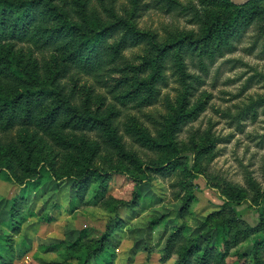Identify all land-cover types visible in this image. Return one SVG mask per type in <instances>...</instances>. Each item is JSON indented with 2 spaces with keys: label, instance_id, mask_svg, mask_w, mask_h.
I'll return each instance as SVG.
<instances>
[{
  "label": "rangeland",
  "instance_id": "rangeland-1",
  "mask_svg": "<svg viewBox=\"0 0 264 264\" xmlns=\"http://www.w3.org/2000/svg\"><path fill=\"white\" fill-rule=\"evenodd\" d=\"M76 1L57 2L73 13ZM85 1L89 26L122 19L156 35L159 43L172 46L202 39L218 11L208 3L203 6L201 0ZM169 1L174 4L169 6ZM15 53L23 64L37 66L47 83L51 82L55 61H61L55 50L38 52L21 43ZM179 54L178 48L173 49V63L180 61ZM148 55L145 45L130 48L117 67H140ZM166 61L168 84L162 88L158 104L149 108L134 103L122 106L112 89L93 77L76 74L61 80L60 86H65L67 94L89 96L92 111L113 123L133 159L150 166L178 161L180 166L174 173L151 174L150 181H145L129 160L107 151L101 137L92 132L62 135L76 141L70 147L34 129L0 133L3 145L17 142L20 134L29 145L12 155H18L17 162L0 175V252L2 248L5 254L4 245L8 251L13 247L12 255L6 256L9 263L83 264L87 259L85 264H99L93 249L109 241L108 251L102 253L107 264H177L175 258L164 262L162 254L169 237L180 228H185L187 240L200 239L203 244L230 237L234 214L252 228L260 225V212L249 203L223 210V201L204 177H218L232 187L245 189L249 198L254 197L251 183L264 193V17L234 33L229 48L222 53L183 56L181 72L179 65L175 70L174 64ZM185 93L188 102L184 111L202 107L203 112L183 128L171 146L152 151L128 136L126 129L133 126L145 129L164 144V125L182 109ZM254 103L256 112H251ZM42 164L45 171L39 168ZM116 167L128 168L132 177L144 182L128 179L115 172ZM35 168L41 173L33 174ZM84 171L109 173L111 178L106 184L93 181L81 206L72 212L75 179L83 177ZM186 203L188 212L183 213ZM12 208L19 214L16 222L11 219ZM17 225L20 234L11 228ZM262 243L264 230L232 248L227 264H236L241 256L253 261V250Z\"/></svg>",
  "mask_w": 264,
  "mask_h": 264
},
{
  "label": "trees",
  "instance_id": "trees-1",
  "mask_svg": "<svg viewBox=\"0 0 264 264\" xmlns=\"http://www.w3.org/2000/svg\"><path fill=\"white\" fill-rule=\"evenodd\" d=\"M58 0H0V133L10 135L15 130L25 129L37 130L59 144L71 146L76 141L65 139V133L92 132L101 137L103 146L111 154L118 155L129 160L133 170L142 174L145 181H150L151 174H171L180 166L178 161H164L156 165H147L133 157L126 151V145L118 137L113 123L98 111L93 112L89 103V96L65 92V86H60V81L70 76L80 75L100 79L102 83L112 89L116 94V100L122 106L136 104L139 108H149L158 104L161 98V90L167 86L165 71L166 60L173 63L171 54L173 49L179 50L177 55L180 61L172 65L180 66L183 70L182 57L195 53L201 56H213L216 52L222 53L230 46V38L258 17H264V0H248L246 3L236 5L232 0H201L204 6L218 9L215 20L204 31L203 38L199 40L181 41L175 45L161 44L157 37L151 33H145L137 28L136 24L119 19L111 20L105 24H88L87 3L85 0L75 2L77 11L69 12L62 8ZM174 4L169 1V6ZM79 8V9H78ZM173 8V7H170ZM76 15V16H75ZM77 17V18H76ZM30 45L38 52L57 51L61 61L56 62L50 83L41 78L37 66L23 64L16 57L15 48L17 44ZM161 44V45H160ZM140 45L147 47L148 60L140 67L127 65L117 67L122 63L123 53ZM170 58H172L170 60ZM150 73L149 77L141 76ZM194 85V82L190 83ZM188 93H185L182 101V109L171 115L168 119L161 136L164 144L155 139L145 129L128 126V136L143 148L159 151L166 146H171L183 128L201 116L203 109L197 107L191 112L184 111L188 102ZM256 112L255 103L249 108ZM173 139V140H172ZM72 142V143H71ZM0 175L4 169L10 171L13 161L17 162L18 155L25 148L28 149V141L20 134L17 142L13 140L3 145L0 142ZM114 155V156H115ZM132 160L134 162H132ZM46 170V165H41ZM39 169H33V174L41 173ZM115 172L132 179L136 183L144 180L132 177L128 168L116 167ZM117 173V174H118ZM55 176V173H53ZM83 177H76V192L71 202V211L81 206L86 198L93 181H106L111 174L84 171ZM198 176V175H197ZM208 187L213 190L223 201L225 210L227 207L234 208L249 203L260 212V225L252 228L244 220L237 218L234 214V229L229 232L228 238L219 243L211 241L201 244L200 239L187 240L185 228H180L173 233L163 251L162 260L168 262L175 258L177 264H227L232 248L247 240L250 236L264 230V193L254 183L251 188L254 197L249 198L245 189L232 187L226 181L218 177L208 179L204 177ZM104 186V185H103ZM189 203V202H188ZM188 203L184 207L187 211ZM11 219L16 222L18 213L12 208ZM188 212V211H187ZM221 215V213H217ZM16 234H20L21 227H11ZM109 240V239H107ZM111 241V240H110ZM93 249L97 254L99 264H107L108 260L102 255L108 251L110 246L107 241ZM112 244V243H111ZM6 252L3 255L1 248L0 264L9 263L6 256L12 255V248L8 251V245H4ZM264 255V243L253 250V261L248 257L241 256L236 264H262ZM109 262V261H108ZM87 263L85 259L84 263Z\"/></svg>",
  "mask_w": 264,
  "mask_h": 264
},
{
  "label": "water",
  "instance_id": "water-1",
  "mask_svg": "<svg viewBox=\"0 0 264 264\" xmlns=\"http://www.w3.org/2000/svg\"><path fill=\"white\" fill-rule=\"evenodd\" d=\"M248 0H232L233 3H235L236 5H241L246 3Z\"/></svg>",
  "mask_w": 264,
  "mask_h": 264
}]
</instances>
